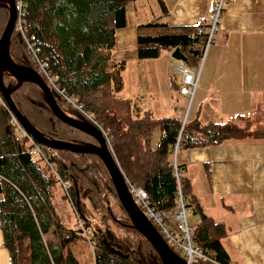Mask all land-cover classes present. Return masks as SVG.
Instances as JSON below:
<instances>
[{
  "label": "trees",
  "instance_id": "1",
  "mask_svg": "<svg viewBox=\"0 0 264 264\" xmlns=\"http://www.w3.org/2000/svg\"><path fill=\"white\" fill-rule=\"evenodd\" d=\"M136 1L26 0L22 31L16 27L11 38V57L18 66L36 70L48 87L62 93L64 101L59 107L66 116L77 120L66 110L71 106L82 114L77 121L103 133L126 181L142 188L156 211L174 215L181 190L186 207L201 220L195 226V242L204 252L213 253L217 262L231 264L223 244L228 229L203 213L190 180L182 174L184 166L176 162V150L178 146L179 150H189L228 141H264V129L256 116L258 109L254 115L237 116L225 124H185L177 118L158 120L138 104L118 98L126 85V63L114 59L116 36L127 27V7ZM161 3L163 13H167ZM9 18L8 6L0 4L2 35ZM207 28H176L162 19L140 25L137 59L158 60L164 51L180 49L188 62L198 65L209 40V34L202 31ZM4 84L13 89L18 81L5 73ZM12 99L25 119L48 140L98 146L96 139L60 121L38 86L24 84ZM12 120L11 112L0 102V230L10 264H81L70 248L79 238L78 233L62 224L56 213L54 189L66 185L64 198L70 199L77 211L78 188L82 216L77 212V217L88 227L90 220L109 225L115 216L109 211L110 204L118 200L110 176L97 155L50 150L37 142L46 153L40 159L32 157V146L17 137ZM156 130L160 141L157 148H152ZM117 227L124 228V232L115 236L134 253L129 259L122 258L102 245L95 231V264H162L156 249L135 229Z\"/></svg>",
  "mask_w": 264,
  "mask_h": 264
},
{
  "label": "crops",
  "instance_id": "2",
  "mask_svg": "<svg viewBox=\"0 0 264 264\" xmlns=\"http://www.w3.org/2000/svg\"><path fill=\"white\" fill-rule=\"evenodd\" d=\"M162 1L167 13H163L161 0L129 4L127 27L117 32L115 60L125 62L126 66L138 61V26L162 19L176 28L205 27L220 0ZM147 2L152 5L149 7ZM173 52L164 51L158 60L147 61L145 66L156 78L166 72L172 102L188 106L177 114L182 123L225 124L257 109L258 115L264 109V0L226 3L219 34L200 67L180 62L173 65L170 74ZM150 64L155 66L151 68ZM184 67L198 77L193 98L180 93L183 74L179 68ZM144 104L141 109L154 112L150 104ZM176 162L184 166L182 174L190 180L203 213L228 229L223 244L230 263L264 264V141H228L220 146L180 149ZM4 257L10 264L0 230V258Z\"/></svg>",
  "mask_w": 264,
  "mask_h": 264
},
{
  "label": "water",
  "instance_id": "3",
  "mask_svg": "<svg viewBox=\"0 0 264 264\" xmlns=\"http://www.w3.org/2000/svg\"><path fill=\"white\" fill-rule=\"evenodd\" d=\"M6 1L8 2L10 18L4 34L2 35L0 33V92L11 114L17 119L22 128L43 147L49 148L50 150L60 148L79 155H97L102 160L110 176L120 205L131 222V227L135 229L141 236H143L156 249L162 260V264H186L170 249L160 233L149 222L144 212L136 205L133 197L128 190L127 181L123 176L117 162L115 161L113 154L108 146L107 139L104 137L103 133L95 126L77 121L66 116L59 107V104H62L64 101L63 96L59 93V91L54 88L51 89L50 87H48L43 81L41 75L36 70L27 67H20L13 61L10 54V46L11 38L16 29L18 15L16 12L15 0ZM172 57L174 60L182 62L183 64L188 63L187 57L181 52L180 49H176L173 52ZM5 73L14 77L18 81V85L15 88L8 89L5 86ZM24 84H34L41 88L46 97L49 108L51 109L53 114L64 124L96 139L98 142V146L87 147L72 143L50 141L45 138L25 119L12 99V94L18 91ZM76 205L77 212L80 215L81 199L78 188ZM113 251L117 255H120L119 252L115 249Z\"/></svg>",
  "mask_w": 264,
  "mask_h": 264
},
{
  "label": "rangeland",
  "instance_id": "4",
  "mask_svg": "<svg viewBox=\"0 0 264 264\" xmlns=\"http://www.w3.org/2000/svg\"><path fill=\"white\" fill-rule=\"evenodd\" d=\"M147 5L150 7L152 3L147 2ZM170 59L172 67L175 64H181L180 62L174 60L172 56ZM154 63L158 64L159 62ZM155 64H150V67L153 68ZM189 64L194 66V62H189ZM201 64L202 60H200L198 67H200ZM145 65V62L136 61L129 63L128 66H126L124 72L126 85L124 91L118 95V98L129 101L131 100L133 104H138L139 106H142L143 102L145 103L144 106L150 104L152 111L154 110V116L158 120L166 118H177V114L186 111L188 109V106L186 107L183 105H177L176 103L172 102V88L166 72L156 78L151 75L149 68ZM172 67L170 70V74L173 73L172 71L174 67ZM163 68L166 69L165 67ZM70 107L71 106H66L68 114L73 118H77V120L81 119L79 117H82V114L78 110L73 111L72 107ZM174 115L175 117H173ZM246 116H250V114ZM256 116L260 119V124L263 122L259 127L264 129V109H261L259 114ZM189 124H191V121L189 122ZM159 141L160 134L159 131L156 130L151 141L152 148H157ZM108 146L111 150L109 144ZM43 152L46 153L45 150ZM54 194L56 213L61 217L62 224L65 226V228L74 230L78 233L79 238L77 239V241L70 245V248L72 249L75 257L80 261L81 264H95V252L98 248L97 245L91 243L90 240L95 242V238L93 235V232H95V230L93 229L100 221L90 220L91 223L89 224L91 228L89 227L88 230H91V234L90 239H88L86 233L83 231L81 222L77 217V211L74 209L72 201L70 199L65 200L64 198V196L66 195V191L62 184L57 185V187L54 189ZM110 205L111 207L109 208V211L113 212V215H116L118 217V222L120 223L119 220H121L128 224V219L122 212V207L119 200H112V203ZM188 221L191 226H198L200 218L195 214L189 213ZM117 226L119 225L116 224L112 227V233L114 235L123 234L124 228H118ZM129 232L132 233L131 230H129ZM182 258L183 256H180V259ZM0 264H7L5 257L3 259L0 258Z\"/></svg>",
  "mask_w": 264,
  "mask_h": 264
},
{
  "label": "built area",
  "instance_id": "5",
  "mask_svg": "<svg viewBox=\"0 0 264 264\" xmlns=\"http://www.w3.org/2000/svg\"><path fill=\"white\" fill-rule=\"evenodd\" d=\"M229 0H220L215 6L213 13L210 16L209 24L207 29H203L204 33L209 34V40L206 45L205 53L202 57V62L205 60L210 46L215 42V37L219 34L220 23L223 17L224 8ZM26 0H15L16 12L18 15V20L16 27L22 31V12L25 7ZM44 66H41V70ZM180 72L183 74L182 87L180 93L188 98H193L198 86V77L193 70L184 68H179ZM62 95V93H60ZM63 96V95H62ZM0 102L8 109L3 96L0 92ZM71 104V101L68 100ZM79 109V108H78ZM12 115V114H11ZM12 124L15 125L17 130V137L21 139H26L32 146L30 150V155L38 159L43 157V149L37 144V142L28 134L17 121V119L12 115ZM106 138V137H105ZM107 139V138H106ZM108 144L109 141L107 140ZM179 151V146L177 147L176 154ZM176 166V165H175ZM176 177H179V172H176ZM128 190L133 197L136 205L144 212L149 222L155 227V229L163 237L170 249L179 256H183V260L186 264H222L217 262L215 255L213 253L204 252L203 247L195 242V227L191 226L188 221L189 209L186 207L185 199L182 195L181 190H178V200L176 213L169 216L165 213L156 211L149 203L148 194L142 189L135 185L129 184L127 182ZM65 191H68L66 185H63ZM79 221L83 227V231L86 233L88 239H90L91 230H88L86 222L79 217ZM91 243L96 244L92 240Z\"/></svg>",
  "mask_w": 264,
  "mask_h": 264
},
{
  "label": "flooded vegetation",
  "instance_id": "6",
  "mask_svg": "<svg viewBox=\"0 0 264 264\" xmlns=\"http://www.w3.org/2000/svg\"><path fill=\"white\" fill-rule=\"evenodd\" d=\"M0 4L8 6V2L6 0H0ZM60 105V104H59ZM116 217V218H115ZM115 217H111V224L109 225H104L102 224V221L100 220V223H97V225L94 227L95 231L97 232V234L100 237V240L102 242V245H104L106 248H108L109 250L113 251L114 249L116 251L119 252V254H121V257L124 259H129L131 254L134 253V250H132L130 248V246L123 242L119 237L115 236L112 233V227H113V223L121 225L122 227L124 226H129L126 222L124 221H120V223L118 222V217L115 215ZM99 241V240H98ZM122 241V242H119ZM132 252V253H130Z\"/></svg>",
  "mask_w": 264,
  "mask_h": 264
}]
</instances>
